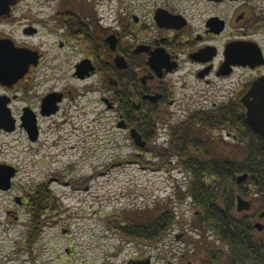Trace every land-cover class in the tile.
I'll list each match as a JSON object with an SVG mask.
<instances>
[{
  "label": "flooded vegetation",
  "instance_id": "flooded-vegetation-1",
  "mask_svg": "<svg viewBox=\"0 0 264 264\" xmlns=\"http://www.w3.org/2000/svg\"><path fill=\"white\" fill-rule=\"evenodd\" d=\"M207 1L211 4H203L209 10L203 12L208 16L200 29L189 16V9H196L199 4H186L189 1L185 0H164L151 10L140 4L116 9L107 5L112 6L114 25H106L107 17H101L92 4L0 0V138H10L16 148L24 137L32 145H39L43 121L61 115L71 96L66 89L45 91V85L56 78L65 79L62 58L74 53L82 59L75 64L73 77L80 81L96 79L90 92L100 95L99 103L114 116L116 129L125 132L138 151V157L131 162L146 168L162 166L157 154L158 163L153 162L152 145L159 131L158 120L165 123L173 119L174 113H168L172 107L184 106L189 111L191 106L197 107L178 126L196 112L211 111L221 104L239 102L243 106L242 100L253 83L264 77V64L239 65L235 51L228 52L230 47L254 43L261 49L264 62V46L256 40L264 32V1ZM40 7L52 9V15L43 22L39 21L41 12L36 10ZM161 13L174 18L164 20ZM39 37H58V40L43 49L42 45L34 44ZM111 39L115 48L111 47ZM157 55L160 60L153 64L151 59ZM119 56L125 59L126 69L116 65ZM84 63H88L85 68L93 71L81 79L75 74ZM248 72L255 74L250 81L246 79ZM239 73L243 75L236 83L234 79ZM132 130L139 133L145 147L136 145ZM227 137L237 143L236 137L232 138L231 134ZM169 142L170 139L166 144ZM40 151L37 146L34 152L38 155ZM173 159L169 158L172 167ZM0 167L15 172L9 191L17 189L14 181L22 171L20 167L7 161H0ZM66 174H70L69 168L32 192L29 189L33 180L27 181L28 185L22 186L28 191L26 195L14 199L15 208L20 210L13 212L45 218L65 213L64 204L49 188L54 183L62 188L70 186L72 181H64ZM80 189L81 185L74 190ZM246 201L253 206L252 200ZM258 219L263 220L260 216ZM257 224L261 223L254 226Z\"/></svg>",
  "mask_w": 264,
  "mask_h": 264
},
{
  "label": "rangeland",
  "instance_id": "rangeland-1",
  "mask_svg": "<svg viewBox=\"0 0 264 264\" xmlns=\"http://www.w3.org/2000/svg\"><path fill=\"white\" fill-rule=\"evenodd\" d=\"M185 1H189L186 4H199L198 8L189 9V16L193 25L201 29L208 16L203 12L209 10L203 4L211 3L207 0ZM161 2L164 3V0H40L39 3L33 0L34 4H92L101 17H107L104 20L106 25L115 24L110 11L112 6L116 9L118 6L140 4L151 10ZM110 4L112 6H107ZM36 10L41 12L40 22L52 15L51 8ZM141 15L138 14L139 17ZM57 40L58 37H39L34 44L48 49ZM256 40L264 46V32ZM62 59V64L66 66L63 73L65 79L56 78L46 84L45 91L66 89L71 96L61 115L43 121V133L37 145L40 153L36 155L37 146L26 137L17 148L10 138H0V161L13 163L22 170L14 181L18 188L0 192V264H130L132 259H135L133 264L147 260H151V264L205 262L204 251L195 254V244H188L198 241L196 229L203 228H198L200 214L190 197H186L188 176L183 169L181 172L179 157L171 155L175 165L172 167L168 159L161 168L157 167L159 170L132 163V159L138 157L137 149L125 132L116 129L114 116L99 103L100 95L90 92L96 79L80 81L73 77L75 64L82 56L73 53ZM242 75L239 73L236 76V83L240 82ZM254 75L248 72L246 79L250 81ZM183 107L175 105L168 111L174 113L170 122L158 120L159 131L152 145L155 152L151 156L155 164L159 160L156 154L162 160L161 156L169 148L166 142L171 140L168 135L172 128L184 120L188 112L197 108L191 106L189 111ZM211 135L209 139L219 143L217 154L238 160L244 157L243 150L240 151L225 132L214 131ZM66 168L70 169V174L65 175L64 181H72V184L62 188L54 183L49 188V192L64 204L66 212L46 218L39 216L41 220L37 231L38 226L32 222V216L22 211L13 212L20 210L15 208L14 199L26 195L28 191L22 186L28 185L27 181L33 180L29 189L32 192L35 187L47 184L50 177L65 174ZM79 185L80 191L74 190ZM166 206L174 211L177 222L169 235L157 245H143L124 238L112 225L117 223V219L124 220L144 211L152 220L156 212ZM259 207L260 203L253 201L251 211L238 215L253 214ZM258 218L253 223L264 225V219L260 221ZM206 236L208 244L213 245L210 235L206 233ZM215 245L217 249H222L220 243Z\"/></svg>",
  "mask_w": 264,
  "mask_h": 264
},
{
  "label": "trees",
  "instance_id": "trees-1",
  "mask_svg": "<svg viewBox=\"0 0 264 264\" xmlns=\"http://www.w3.org/2000/svg\"><path fill=\"white\" fill-rule=\"evenodd\" d=\"M214 131L236 137L244 157L238 160L217 154L219 143L211 139L209 142ZM170 137L161 161L164 165L175 154L189 178L186 197L199 212L198 228L203 229H196L198 241L188 244H195V254L204 251L207 258L199 264H264V232L260 233L253 224L264 213V139L247 125L244 107L231 102L211 111L196 112L187 122L173 128ZM243 175H248V180L239 186L237 179ZM239 196L259 202L260 207L253 214L238 215ZM146 214L137 212L112 225L124 238L157 245L172 231L176 215L167 206L157 211L152 220ZM40 218H32L37 231ZM206 233L213 245L208 244ZM216 242L222 249H217Z\"/></svg>",
  "mask_w": 264,
  "mask_h": 264
},
{
  "label": "water",
  "instance_id": "water-1",
  "mask_svg": "<svg viewBox=\"0 0 264 264\" xmlns=\"http://www.w3.org/2000/svg\"><path fill=\"white\" fill-rule=\"evenodd\" d=\"M160 16H163L164 20H170L174 18L171 15L161 13ZM113 39L109 40L111 47L115 48ZM234 56L239 60L238 64L243 66L250 65L251 67H255V65L260 66L263 65L262 59V52L261 49L254 43H250L247 45H240L238 47L233 46L228 49V52H234ZM158 56V55H157ZM155 56L151 59L153 64L156 61H159L160 56ZM252 60L256 62H252ZM116 65L120 69H126L128 65L125 63V59L123 57H117ZM88 63H84L79 67V71L75 76L80 77L81 79H85L86 75H89V71L92 72L93 69L89 67L85 68V65ZM157 101V99L155 100ZM107 102V101H105ZM242 104L246 109V123L251 128V130L259 134L264 139V77L259 78L256 80L251 89L248 91L246 96L242 100ZM132 138L134 139L135 143L139 147H145L146 143L142 142L141 136L136 130H132L131 132ZM15 176V172L12 169L0 167V191H9L12 188V179ZM248 180V175H243L238 177L237 183L238 185H242L246 183ZM252 203L250 201H246L241 196L237 198V212H248L251 210ZM264 218V213L260 216ZM256 229L258 231L264 230V225L257 224ZM133 264V263H130ZM137 264V263H135ZM138 264H151V260H147L145 263H138Z\"/></svg>",
  "mask_w": 264,
  "mask_h": 264
}]
</instances>
